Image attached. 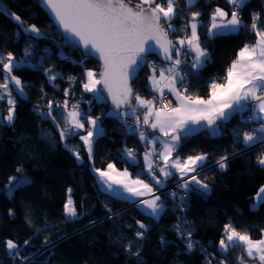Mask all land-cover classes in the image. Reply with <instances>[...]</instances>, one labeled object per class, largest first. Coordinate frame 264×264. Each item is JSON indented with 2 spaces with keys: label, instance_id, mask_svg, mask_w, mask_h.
<instances>
[{
  "label": "trees",
  "instance_id": "obj_1",
  "mask_svg": "<svg viewBox=\"0 0 264 264\" xmlns=\"http://www.w3.org/2000/svg\"><path fill=\"white\" fill-rule=\"evenodd\" d=\"M125 3L135 7L140 2ZM0 4L23 22L21 25L0 10V57L7 62L11 53L17 65L13 73L24 86L21 95L9 81L15 101L14 119L11 123L0 120V264H219L220 260L240 264V256L243 264L253 260L252 264H259L257 259L248 258L241 246L231 247L227 253L219 249L226 224L253 240L264 232V203L249 206L264 185V168L257 163L264 154V141L250 147L242 141L243 133L257 123L247 119L251 105L232 113L227 121L218 122L220 132L215 135L201 128L181 136L173 155L184 159L206 154L196 177L208 189L176 186L175 196L165 194L160 198L163 208L153 218L137 204L103 192L96 182L94 169L104 170L112 163L116 169H127L131 177L150 183L154 190L158 188L144 169L138 137L116 118L115 108L105 100H95L83 88L86 71L98 74L100 64L63 39L36 0H0ZM217 7L228 16L238 11L242 23L236 32L206 35L210 13ZM176 8L178 16L171 22L175 31L169 32L172 42L188 35L183 20L187 21L193 12L199 13L197 18L202 22L199 43L208 60L192 73L181 74L187 77L183 84L188 94L206 99L211 82L222 81L238 51L245 44H254L253 14H261L257 24L264 29V0H243L238 9L227 0H194L188 5L176 0ZM32 25L39 29V36L24 30ZM162 26L167 27L163 21ZM148 61L150 65L161 64L154 56ZM2 67L0 63V84L4 82ZM49 69L56 74L55 80L48 79ZM28 73L30 81L23 79ZM150 73L145 64L131 82L133 91L143 98L153 92L148 87ZM65 100L69 106L78 105L85 115L101 117L103 135L94 138L91 158L80 139L85 129L62 140L64 120L58 108L53 109L58 114L46 115L49 101L55 105ZM7 108L3 97L0 117ZM126 148L135 150L134 162L127 158ZM74 152L79 153V160ZM221 156L228 157L224 169L217 164ZM21 175L29 183L10 189L9 177ZM69 188L77 210L75 217L64 213ZM137 231L143 236H136ZM189 232L194 245L190 251ZM8 239L20 246L19 257L8 255ZM25 240L29 241L27 245ZM24 256L29 260L22 262Z\"/></svg>",
  "mask_w": 264,
  "mask_h": 264
},
{
  "label": "snow or ice",
  "instance_id": "obj_2",
  "mask_svg": "<svg viewBox=\"0 0 264 264\" xmlns=\"http://www.w3.org/2000/svg\"><path fill=\"white\" fill-rule=\"evenodd\" d=\"M42 3L50 10L54 21L74 41L73 46L82 47L83 55L87 58L97 55L103 63V70L94 73L89 70L85 75L87 81L83 83L86 92L95 94L98 100H105L104 92L111 98L116 113L123 116H134L138 108L146 109L143 115V124L158 129L162 136L169 137L170 142H161L163 150L155 153V148H151L144 154L145 168L157 185L162 182L153 174L156 167L154 160L163 161V166L159 167L160 175L167 177L172 175L170 169H175L184 179L182 187L189 188V183L199 185L201 189L207 190L208 185L198 180L195 173L197 168H202L203 162L207 159L206 154L188 156L181 159L179 156L173 157V152L178 146L182 135H187L192 131L191 126L206 124L207 128L216 134L217 122L227 121L233 112L250 108L248 120L264 121V29L258 27L260 13L253 14L251 29L255 33V44H245L236 54L231 65L227 69L224 82L218 83L213 80L210 84L208 99L188 94L187 87L183 81L187 78L181 74V56L194 53L191 68L199 69L208 60V54L201 48L199 36L197 35L196 17L198 12L192 13L191 35L179 39L177 44H173L168 38L170 31H175L172 20L178 16L176 0H166V5L157 3L156 0H140L135 7L129 6L125 0H42ZM234 8H240L243 0H228ZM14 18L23 24L19 16L12 14ZM228 15L223 9L217 7L212 15V27L208 30L212 34L214 29H228L236 32L242 21L238 11L231 12V18L225 20ZM219 17L220 22H217ZM162 21L167 27L162 26ZM26 32L40 35L39 29L32 25ZM183 30V29H182ZM186 46L187 51H182ZM158 51L166 61H171L167 68L159 70V77L155 75L156 68L153 65V75L148 79L151 83L153 92L159 93V97L153 96L152 99H144L135 93L130 82L136 79L138 70L147 63V55ZM175 56V58H173ZM5 58L0 57L3 64V80L0 84V99L7 94L8 108L7 116L0 117L11 123L14 119L15 101L9 91V81L15 85L19 93L23 94V84L19 78L11 75L12 70L17 65L14 58L9 53ZM83 63V61H81ZM51 70H48L49 74ZM98 75L99 78H96ZM50 81L56 79V74H49ZM181 88L177 87V84ZM101 86V87H98ZM167 89L175 101L165 97L164 89ZM68 95V90H65ZM135 103H132V100ZM168 100L166 107L157 106L158 100ZM173 104L175 106H173ZM53 103L48 102L47 116H52ZM57 108L59 106H56ZM64 109L67 115L64 117L65 129L60 132L61 139L68 135L78 134L75 130L84 129L85 123L90 127L86 135H80V139L88 149L89 158L92 157L94 137L103 135L101 127V117H92L79 111V106L73 104L71 110L68 109V101H64ZM123 109V111H121ZM54 119V117H53ZM125 123H127L125 121ZM141 121L137 117L136 125L139 127ZM256 131L264 133V122L260 124ZM140 140L147 144H155L156 141L149 139L144 131H140ZM239 137V130L235 133ZM258 140L264 141V136L258 137L253 132L243 133V143L246 147L252 146ZM155 153V155H154ZM77 160L80 159L79 153L74 152ZM125 154L130 161L136 160V152L132 148H126ZM228 157L221 156L217 161L219 168H226ZM257 163L264 168V154L257 158ZM98 174L100 182L105 186V190L112 191L113 185H121L125 192L133 197L151 195L150 199L139 201L144 206L147 214L157 217L163 205L159 203L160 197L154 195L153 187L150 183L142 179H129L130 173L127 169L118 171L114 164L110 163L107 170L94 169ZM17 169V172H20ZM29 183L26 177H9L10 189L21 187ZM72 189H68V198L64 203V213L66 216H77V210L71 197ZM175 196V193L171 194ZM258 204L264 203V186L257 192ZM183 200V197H181ZM11 215V212L9 213ZM139 223V221L137 222ZM141 229L145 225L139 223ZM179 233V226L176 228ZM143 232L137 231L136 236L142 237ZM181 236L183 234L181 233ZM187 249L190 251L194 245L191 242V232L188 233ZM29 241L25 240L27 245ZM45 243H48L45 241ZM8 255L19 257V245L13 240L5 241ZM241 246L247 256L258 259L259 264H264V238L253 240L247 233L236 231L231 225L224 226V235L219 240V249L227 253L231 247ZM135 255V253H133ZM28 261L29 257L21 258ZM243 264L244 258H237ZM211 264V261H209ZM219 264H225V260H220Z\"/></svg>",
  "mask_w": 264,
  "mask_h": 264
},
{
  "label": "crops",
  "instance_id": "obj_3",
  "mask_svg": "<svg viewBox=\"0 0 264 264\" xmlns=\"http://www.w3.org/2000/svg\"><path fill=\"white\" fill-rule=\"evenodd\" d=\"M228 16V15H227ZM210 18H211V16H210ZM231 18V16L230 17H225V20H227V19H230ZM191 20H192V15H190V17H189V20L187 21V27H188V35L187 36H190L191 35V27H190V24H191ZM196 24H197V35L199 36V26L201 25V21L196 17ZM217 22L219 23L220 22V19L219 18H217ZM206 26H207V28H206V35L207 36H209V37H211V35H215V34H221V33H230V32H232V31H230V30H228V29H214L213 31H212V34H209V29H210V19H209V21L207 22V24H206ZM184 37H178V38H176L175 40H174V45H176V47H179V45L177 44V41L179 40V39H183ZM254 44H255V42H254ZM185 48H186V46H185ZM183 50V49H182ZM239 52V51H238ZM191 54V57H192V60H191V64H192V62H193V57H194V53H190ZM173 58H175V56H173ZM236 59V58H235ZM155 66V68H156V73H155V75L157 76V77H159V70L163 67V68H167L168 66H170L171 65V61L170 62H166V64L165 63H161V64H156V63H152V65L149 67V69H150V75L149 76H151V75H153V67L152 66ZM231 65V64H230ZM201 68V67H200ZM228 69V68H227ZM227 74V73H226ZM226 76V75H225ZM225 76H223V78L221 79L222 81H216V82H218V83H222V82H224V77ZM148 87H149V89L150 90H152V87H151V83H150V81H149V79H148ZM177 87L178 88H180V85H179V83L177 84ZM153 91V90H152ZM164 93H169L168 92V90L165 88L164 89ZM171 94V93H170ZM172 96V95H171ZM143 98V97H142ZM172 98H173V101H175V97L174 96H172ZM209 98V97H208ZM208 98H206V99H208ZM135 103V100L133 101V104ZM173 106H175L174 104H173ZM250 108H251V106H250ZM69 109V108H68ZM141 108H138L137 109V111H139ZM69 110H71V109H69ZM58 111H59V114H61L62 116H63V120H64V117L67 115V112L65 111V109H64V106L62 105V108L59 106L58 107ZM123 111V110H122ZM241 111V110H240ZM111 112V111H110ZM236 112V111H235ZM53 113H57V111H55V112H53ZM234 113V112H233ZM58 114V113H57ZM248 115H250V109H249V112H248ZM140 121H141V123H140V125H139V129H140V131H144L145 132V134L148 136V138L149 139H153V140H155L156 141V143L155 144H147V143H145V142H142L141 140H140V135L138 136V138H139V141L141 142V143H143V144H145V150L146 151H148L149 149H151V148H155V151H156V153H159L160 151H162L163 150V144L161 143V142H170V138L169 137H165V136H162L161 135V133L159 132V130L158 129H152L151 127H148V126H146V125H144L143 124V116L140 118ZM254 121H256V120H254ZM218 122H221V121H218ZM217 122V128H216V134L217 133H219L220 132V127H219V123ZM257 122H259V124H258V126L256 127V128H251L250 130H248L247 132H253V133H255V135H257L258 137H260V136H264V133H261V132H258V131H256L257 129H259V127H260V124L262 123V122H264V121H260V120H257ZM90 126L89 125H87V124H85V130L87 131V129L89 128ZM191 128H192V131H190L188 134H191V133H194L195 131H197V130H199V129H201V128H206L208 131H209V133L211 134V135H215V134H213L212 133V131L211 130H209L208 128H207V126H206V124H201V125H193V126H191ZM65 129V123H64V125H63V127L62 128H60V132L62 131V130H64ZM78 130H83V129H78ZM78 130H75V131H78ZM140 133V132H139ZM87 134V132L84 134V135H86ZM187 134V135H188ZM96 136H98V135H96ZM95 136V137H96ZM182 136H184V135H182ZM94 137V138H95ZM82 141V140H81ZM242 141H243V135H242ZM259 141L260 140H258L256 143H254L253 145H255V144H258L259 143ZM83 142V141H82ZM84 144V143H83ZM244 144V143H243ZM84 147H85V149H86V151H87V153H88V149H87V147L84 145ZM145 151V152H146ZM154 155H155V153H154ZM176 155H173V157H175ZM184 159H186V158H184ZM159 162H160V167L161 166H163V161L162 160H160V159H157ZM142 162H143V166H144V169H145V171L147 172V170H146V168H145V162H144V155H142ZM198 169V168H197ZM104 170H107V167L104 169ZM118 171H123V170H119V169H117ZM170 171L172 172V175H169V176H167V177H164V176H162V175H160V173H159V171L158 172H156V171H154L155 173H159V176H162L163 177V179H165V180H168V179H170L171 177H173V176H175L176 178L175 179H177V178H181V175H180V173L179 172H177L175 169H170ZM148 173V172H147ZM191 174H193V173H190L189 175H191ZM148 175H149V173H148ZM150 177H151V180L155 183V180H153L152 179V176L151 175H149ZM95 179H96V182H97V184H98V187L103 191V192H106V193H108V194H111V195H114V196H119V197H121V198H124L125 200H127L128 202H135V203H137L138 201H140L141 199H144L145 198V196L147 195H145V196H142V197H133V196H131V194L130 193H128V192H125L124 190H123V187L121 186V185H116V184H114L112 187H113V190L112 191H107V190H105V186L100 182V179H99V177H98V174L95 172ZM129 179H132V180H134V179H137V178H134V177H129ZM156 184V183H155ZM160 185V184H159ZM159 185H157L156 184V186L158 187ZM183 185V184H182ZM190 185H193V186H195V187H197V188H200V186L199 185H196V184H190L189 183V186Z\"/></svg>",
  "mask_w": 264,
  "mask_h": 264
},
{
  "label": "rangeland",
  "instance_id": "obj_4",
  "mask_svg": "<svg viewBox=\"0 0 264 264\" xmlns=\"http://www.w3.org/2000/svg\"><path fill=\"white\" fill-rule=\"evenodd\" d=\"M194 0H184V2L188 5V4H190L191 2H193ZM228 1V0H227ZM139 2H140V0H139ZM157 3H161V4H163V5H166V0H157ZM0 10L1 11H3L4 13H6L7 15H9L12 19H14L15 21H17L15 18H14V16L12 15V13H10V12H8L5 8H4V6L3 5H1L0 4ZM214 11H215V9L210 13V15H211V18H210V28L212 27V15H213V13H214ZM227 18L228 17H230V16H226ZM219 18V17H218ZM189 20V19H188ZM183 22L185 23L186 22V20H183ZM149 61L147 60V65H150V62L148 63ZM168 62H170V61H168ZM166 64V63H165ZM2 71H3V67H2ZM14 72V68H13V70H12V73H11V75H13V76H17L16 74H14L13 73ZM3 74H4V72H3ZM20 74H21V72H20ZM49 74H54V73H49ZM48 74V75H49ZM31 75H30V73H28V74H25V75H23V79L25 78V79H28L29 81L31 80ZM22 78V77H21ZM96 78H98V75H97V77ZM49 79V78H48ZM27 81V80H26ZM87 81V77L85 76V82ZM15 86V85H14ZM98 87H100L99 85H98ZM3 89H2V91L0 92V93H3ZM91 94H92V97L95 99V100H98V99H96L95 98V94L94 93H92V92H90ZM5 99H6V102L8 103V96H7V94H5L4 96H3ZM12 97V96H11ZM147 97V96H146ZM146 97H144V99H146ZM13 99V98H12ZM60 105V107L62 108V105L64 106V102H60V103H56L55 105H54V107H53V109L54 108H56V106H59ZM71 106L72 105H68V108L69 109H71ZM9 107H11L9 104H8V108ZM8 108L6 109V114L3 116V117H6L7 116V112H8ZM57 111H58V109H57ZM146 111V110H145ZM81 112V111H80ZM58 113H59V111H58ZM144 115V113H142V115L141 116H143ZM123 116V115H122ZM124 117H126V116H124ZM141 118V117H140ZM139 118V119H140ZM3 121L5 122V123H9L6 119H3ZM255 122H257V120L255 121ZM126 124V123H125ZM258 124H259V122H257L253 127L254 128H256L257 126H258ZM127 125V124H126ZM252 127V128H253ZM259 142H262V141H259ZM259 144V143H258ZM146 151V150H145ZM145 151H143L142 152V155H144L145 154ZM155 153H156V151H155ZM154 162H156V164H158V160L157 159H155L154 160ZM160 167V162H159V164H158V168ZM159 171V169L158 170H156V172H158ZM201 170H196V172L195 173H193V174H191V175H197L199 172H200ZM162 183L158 186V188H157V190H154L153 189V193H154V195H156V196H159L160 198H163V196L166 194V192H163V189L165 190V186H164V184H172L175 180H180V184L179 185H182L183 184V182H184V179H188V177H181V178H177V179H175V180H172V181H167V180H165V179H163V177L162 176H159V173L157 174V173H153ZM191 175H189V177L191 176ZM165 181H167V182H165ZM165 182V183H164ZM190 184H194V183H191L190 182ZM264 186V185H263ZM262 187V186H261ZM259 191V190H258ZM257 191V192H258ZM257 192L254 194V196H253V201L250 203V208L252 207V208H254L256 205H257V203H258V198H257ZM175 193V192H174ZM176 193H177V191H176ZM68 195H69V193L67 192V196H66V200H67V198H68ZM151 198V195H146L145 196V198L144 199H150ZM144 199H141V200H144ZM140 200V201H141ZM137 204L139 207H140V209L142 210V211H144L146 214H147V211H150V210H145L144 209V206L142 205V204H140L139 203V201L137 202V203H135V202H130V204ZM159 203H161L162 205H163V203L161 202V199H160V201H159ZM148 215V214H147ZM150 216V215H149ZM159 216V215H158ZM157 216V217H158ZM151 217H153V216H151ZM153 218H156V217H153ZM261 238H264V232H263V235L261 236ZM261 238H259V239H261ZM259 239H257V240H259ZM244 252V251H243ZM245 254H246V252H244ZM247 255V254H246ZM248 257V256H247ZM248 258H250V257H248ZM254 261V260H253ZM253 261H250V262H246V264H252V262ZM257 261H258V259H257ZM258 263H259V261H258Z\"/></svg>",
  "mask_w": 264,
  "mask_h": 264
},
{
  "label": "built area",
  "instance_id": "obj_5",
  "mask_svg": "<svg viewBox=\"0 0 264 264\" xmlns=\"http://www.w3.org/2000/svg\"><path fill=\"white\" fill-rule=\"evenodd\" d=\"M188 21V20H187ZM187 21L184 23L185 25H187ZM182 51H187V48H184ZM191 60H192V57H191V54L187 55V56H181V65L179 66V70L185 74L187 73H192L194 70L196 69H193L191 68ZM151 65H149L150 67ZM181 88V86H180ZM165 94V97H168L170 99L173 100L172 96L170 93H164ZM153 96H156V97H159V93L157 92H151L147 97L146 99H152ZM168 105V100L167 99H163V100H158L157 102V106L159 107H166ZM146 109H140L139 111L136 112V114L134 116H122V115H119L118 113L116 114V118L119 119V120H122L124 123L125 121L127 122L126 124L132 129V132L138 137L139 136V132H140V129L139 127H137L136 125V118H140L142 117V113L145 112ZM138 141H139V138H138ZM139 144H140V147L142 148V152L145 151V144L141 143L139 141ZM156 167L154 169V171L158 170V164H156V162H154ZM167 182V181H165ZM164 182V183H165ZM180 184V180H175L172 184H164L165 186V190L163 189V192H166L167 195H171L172 193H174V188L176 186H178ZM183 199H184V202H186L185 200V197L182 196Z\"/></svg>",
  "mask_w": 264,
  "mask_h": 264
},
{
  "label": "water",
  "instance_id": "obj_6",
  "mask_svg": "<svg viewBox=\"0 0 264 264\" xmlns=\"http://www.w3.org/2000/svg\"><path fill=\"white\" fill-rule=\"evenodd\" d=\"M36 1H37L38 6H39V7L42 9V11L46 14L47 18L49 19V21L51 22V24L56 28L57 32L62 36V38L65 39L69 44H72V45H73V44H74V41L72 40V38L69 37L66 33H64L63 30L59 28V25H57V24L55 23L54 18H53V16H52L51 13H50V10L47 9V7L42 3V0H36ZM168 38H169V36H168ZM173 44H174V43H173ZM76 48H78L80 51L84 52V49H83L82 47H76ZM150 56H154V57L157 59V61L160 62V63H166V62H168V61H166V60L164 59L163 55L160 54L158 51H155V52H151V53H149V54L147 55V60H148V58H149ZM90 57H92L94 60H96V61L100 64L99 72H101V71L103 70V63H102V61L99 59V57H98L97 55H92V56H90ZM142 67H143V66H142ZM142 67H141V68H142ZM141 68L138 70V72L141 70ZM99 72H98V73H99ZM138 72H137V74H138ZM137 74H136V75H137ZM98 78H99V77H98ZM131 82H132V81H131ZM131 82H130V84H131ZM100 87H101V86H100ZM103 94H104V96L106 97L105 101H106L111 107L114 108V105L112 104L111 98L108 97L107 92L105 91Z\"/></svg>",
  "mask_w": 264,
  "mask_h": 264
},
{
  "label": "bare ground",
  "instance_id": "obj_7",
  "mask_svg": "<svg viewBox=\"0 0 264 264\" xmlns=\"http://www.w3.org/2000/svg\"><path fill=\"white\" fill-rule=\"evenodd\" d=\"M250 109V108H249ZM128 128H129V126H128ZM168 181V180H167Z\"/></svg>",
  "mask_w": 264,
  "mask_h": 264
}]
</instances>
